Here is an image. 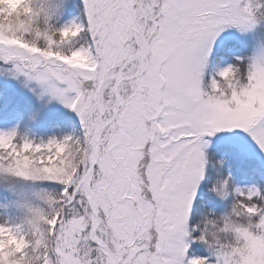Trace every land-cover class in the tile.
Returning a JSON list of instances; mask_svg holds the SVG:
<instances>
[{
    "label": "snow or ice",
    "instance_id": "6c2138e0",
    "mask_svg": "<svg viewBox=\"0 0 264 264\" xmlns=\"http://www.w3.org/2000/svg\"><path fill=\"white\" fill-rule=\"evenodd\" d=\"M0 264H264V0H0Z\"/></svg>",
    "mask_w": 264,
    "mask_h": 264
}]
</instances>
